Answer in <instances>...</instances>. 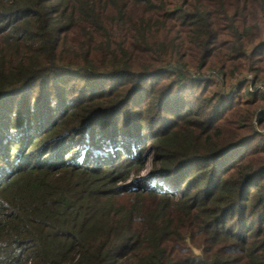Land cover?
Wrapping results in <instances>:
<instances>
[{
  "label": "trees",
  "instance_id": "16d2710c",
  "mask_svg": "<svg viewBox=\"0 0 264 264\" xmlns=\"http://www.w3.org/2000/svg\"><path fill=\"white\" fill-rule=\"evenodd\" d=\"M259 82L264 0H0V264H264Z\"/></svg>",
  "mask_w": 264,
  "mask_h": 264
},
{
  "label": "rangeland",
  "instance_id": "374dc122",
  "mask_svg": "<svg viewBox=\"0 0 264 264\" xmlns=\"http://www.w3.org/2000/svg\"><path fill=\"white\" fill-rule=\"evenodd\" d=\"M219 75H218V73L215 71V70H208L207 72H205V73H200L199 71H195V70H193V74H192V77L193 78H197V77H203V78H213V77H218ZM244 79H247V80H249V82L250 81H252V79H253V77L251 76V75H248V76H241L240 78H239V80L241 81V80H244ZM237 80L238 79H236V82H237ZM239 80H238V82H239ZM257 86H258V88L259 89H264V82H259L258 84H257ZM256 86V87H257ZM252 88V86L250 85V87H249V89H251ZM223 90L225 91V92H227V93H231V91L233 90V87L230 85V86H226L225 87V85L223 86ZM258 130H261L263 133H264V130H262V129H260V128H257ZM151 166H152V162L150 161V163L147 165V168H146V170L143 172V175H147L148 173H149V171H150V168H151ZM154 180H158V179H154ZM164 184H165V186H168V187H170V182L169 181H165L164 182Z\"/></svg>",
  "mask_w": 264,
  "mask_h": 264
},
{
  "label": "built area",
  "instance_id": "2783aa9c",
  "mask_svg": "<svg viewBox=\"0 0 264 264\" xmlns=\"http://www.w3.org/2000/svg\"><path fill=\"white\" fill-rule=\"evenodd\" d=\"M257 88H258V86H257L256 88H253V87H252L251 90H256Z\"/></svg>",
  "mask_w": 264,
  "mask_h": 264
}]
</instances>
